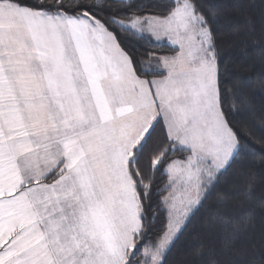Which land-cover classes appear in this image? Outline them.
Here are the masks:
<instances>
[{
	"label": "snow or ice",
	"instance_id": "1",
	"mask_svg": "<svg viewBox=\"0 0 264 264\" xmlns=\"http://www.w3.org/2000/svg\"><path fill=\"white\" fill-rule=\"evenodd\" d=\"M233 7L264 37V0ZM216 18L204 0H0V264H168L212 194L220 244L194 264H232L249 226L225 174L241 153L264 167V144L225 106Z\"/></svg>",
	"mask_w": 264,
	"mask_h": 264
},
{
	"label": "trees",
	"instance_id": "2",
	"mask_svg": "<svg viewBox=\"0 0 264 264\" xmlns=\"http://www.w3.org/2000/svg\"><path fill=\"white\" fill-rule=\"evenodd\" d=\"M142 2L160 7L168 0ZM204 2L217 12L215 26L219 33L225 106L232 110L235 122L244 132L252 136L258 145L264 144V131H261L264 127V37L259 28V9L233 7L237 3L249 4L252 0ZM250 19H255L254 34L246 30ZM225 178L230 181L229 191L234 193L229 204L249 229L236 239L234 255L224 259L232 264L258 260L264 251V167L261 166L259 154L253 157L241 153ZM216 204L215 194L209 195L203 207L175 241L167 255L168 264H194L197 260L194 249H207L213 243L219 247L220 239L213 241L211 234L205 231L208 217Z\"/></svg>",
	"mask_w": 264,
	"mask_h": 264
}]
</instances>
